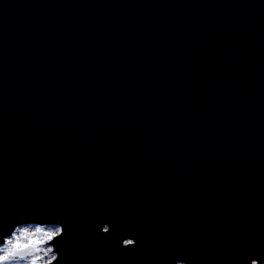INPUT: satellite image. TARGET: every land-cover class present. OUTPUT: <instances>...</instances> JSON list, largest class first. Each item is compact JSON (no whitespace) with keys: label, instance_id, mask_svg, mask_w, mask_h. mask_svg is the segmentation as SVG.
I'll return each mask as SVG.
<instances>
[{"label":"water","instance_id":"1","mask_svg":"<svg viewBox=\"0 0 264 264\" xmlns=\"http://www.w3.org/2000/svg\"><path fill=\"white\" fill-rule=\"evenodd\" d=\"M22 210L58 264L264 258V0H0V235Z\"/></svg>","mask_w":264,"mask_h":264},{"label":"clouds","instance_id":"2","mask_svg":"<svg viewBox=\"0 0 264 264\" xmlns=\"http://www.w3.org/2000/svg\"><path fill=\"white\" fill-rule=\"evenodd\" d=\"M22 214L28 215L27 210L20 211L15 220L17 221L9 234L0 235V264H58L60 253L57 241L63 238L66 229L61 219L55 222H25L18 219ZM114 225L105 222L100 231L109 234ZM155 233L150 238H154ZM139 241L132 236L121 240L124 248L137 246ZM177 264H185L178 261ZM247 264H264V258L254 255L248 259Z\"/></svg>","mask_w":264,"mask_h":264},{"label":"rangeland","instance_id":"3","mask_svg":"<svg viewBox=\"0 0 264 264\" xmlns=\"http://www.w3.org/2000/svg\"><path fill=\"white\" fill-rule=\"evenodd\" d=\"M186 264V263H185Z\"/></svg>","mask_w":264,"mask_h":264}]
</instances>
